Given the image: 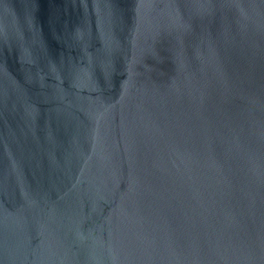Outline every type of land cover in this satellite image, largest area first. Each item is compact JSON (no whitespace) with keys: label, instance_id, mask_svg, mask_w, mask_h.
<instances>
[{"label":"water","instance_id":"obj_1","mask_svg":"<svg viewBox=\"0 0 264 264\" xmlns=\"http://www.w3.org/2000/svg\"><path fill=\"white\" fill-rule=\"evenodd\" d=\"M0 264H264V0H0Z\"/></svg>","mask_w":264,"mask_h":264}]
</instances>
